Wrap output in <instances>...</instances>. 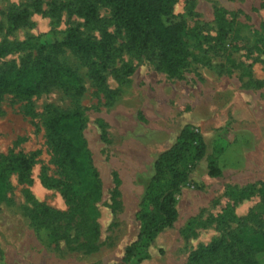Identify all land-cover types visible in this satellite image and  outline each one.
I'll use <instances>...</instances> for the list:
<instances>
[{"label": "rangeland", "instance_id": "rangeland-1", "mask_svg": "<svg viewBox=\"0 0 264 264\" xmlns=\"http://www.w3.org/2000/svg\"><path fill=\"white\" fill-rule=\"evenodd\" d=\"M76 2L0 0V72L36 55L18 44L71 26L84 36L113 35L103 56L65 47L55 55L80 88L51 84L30 97L6 93L0 99V156L35 154L31 185L10 175L0 201V264H120L140 229L136 212L153 164L183 128L201 136L205 154L176 195V220L157 234L139 264H193L189 258L199 246L219 239L237 245L238 238L264 232V0H175L170 19L186 15L198 34L175 77L157 68L154 50L127 46L108 5L97 3V19L87 23ZM21 10L28 11L25 20L12 23L10 15ZM218 11L232 24L222 43L215 39ZM73 110L82 115V136L100 181L94 238L84 218L66 216L61 193L40 182L43 173L59 174L45 121ZM218 134L228 144L219 158L221 175L211 177L207 158ZM40 205L64 215L51 222ZM219 257L206 263L218 264ZM260 260L264 264V254Z\"/></svg>", "mask_w": 264, "mask_h": 264}, {"label": "trees", "instance_id": "trees-1", "mask_svg": "<svg viewBox=\"0 0 264 264\" xmlns=\"http://www.w3.org/2000/svg\"><path fill=\"white\" fill-rule=\"evenodd\" d=\"M175 0H77L76 12L85 22L97 19L96 4L108 5L112 21L122 28L127 36V46L138 50L152 49L155 52L157 68L170 77H175L186 67L189 48L198 37L188 25L186 15L179 19L172 17ZM28 11L21 10L10 15L11 22L18 24L25 20ZM231 22L216 13V36L219 42L229 38ZM113 35L103 32L100 37L84 36L77 27L71 26L44 39L24 42L17 48L34 49L36 55L21 66L10 65L0 72V99L6 93L30 97L51 84L80 88L79 79L55 55L62 48L85 56H103L111 44ZM264 84V77L262 82ZM32 115V110L27 109ZM84 121L80 111L56 112L45 121L47 141L50 145L58 176L42 174L40 182L48 188L57 189L67 205L70 219L82 217L90 236L97 235L94 219V202L100 194L98 172L93 166L90 154L82 136ZM227 141L222 134L215 138L212 151L207 158V174L221 175L220 156ZM205 154L201 136L191 128H183L172 146L161 152L154 164L153 175L148 181L136 219L140 229L136 238L126 245L120 264H139L148 257V248L157 234L169 227L177 218L176 195L186 183L195 162ZM35 154L10 151L0 156V201L4 200L11 187L10 175L27 187L32 183L31 169ZM27 194L28 191H27ZM113 195H117L116 189ZM40 214L51 222L64 215L47 206H39ZM51 233L55 227L48 225ZM236 244L223 239L199 246L190 255L193 264L206 263L220 255L218 264H262L264 254V232L248 238L236 239Z\"/></svg>", "mask_w": 264, "mask_h": 264}]
</instances>
